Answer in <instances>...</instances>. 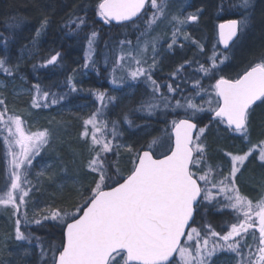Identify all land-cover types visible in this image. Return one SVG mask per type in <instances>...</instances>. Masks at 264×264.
I'll return each mask as SVG.
<instances>
[{
  "label": "snow or ice",
  "instance_id": "1",
  "mask_svg": "<svg viewBox=\"0 0 264 264\" xmlns=\"http://www.w3.org/2000/svg\"><path fill=\"white\" fill-rule=\"evenodd\" d=\"M169 3L170 0H101L98 15L105 23L132 22L138 29L143 25L135 45L132 41L120 42V55L113 61L112 83L118 82L117 70L126 73L132 80L143 77L152 87V94L141 103L138 111L154 115L163 106L165 111H171L177 117L183 112V118L173 119L171 122L175 133L174 148L170 154L163 155V158H155L153 149L158 145L163 146V139L159 136L153 137L150 143L133 154L132 168L128 175L123 176L116 167V161L107 157L108 153H116L122 146H114L104 135L97 136L102 127L108 126L106 121L97 120L106 107L105 94L97 92L101 108L84 122L85 130L82 133L83 137H88V126L92 127L89 145L92 155L87 168L90 173L96 174L92 181L94 187L89 186L87 194L80 192L83 203L76 205L73 211L62 212L57 209L50 211L42 219L31 221L26 209L21 212V206L26 205L25 198L34 187L28 174L40 148L48 143V132L44 130L26 134L20 116L9 115L4 100L0 99V106H3L0 109V137L3 138L4 155L7 159L6 177L3 190H0V208L10 206L13 215L17 217L14 229L17 246L22 247L19 242H27L28 245L33 243L32 233L28 232L26 235L21 230L22 220L27 227L30 223L39 225L42 220L51 218L64 223L66 228L65 241L59 246H51L50 251L40 242L39 237H35L36 246L40 250V264H213L212 257L221 251L235 254V264H264V195L254 203L240 194L235 183L236 174L257 148L259 160L264 162V141L250 147L243 155L225 153L230 157L228 174L220 178L214 176L200 136H196L194 140L192 135L194 130L200 135L205 132L204 128L197 129L193 122L198 113L205 111L202 105L195 103L196 96H201L206 91L200 84L201 78H195L193 94L184 96L179 91V84L176 88L172 84L165 85L169 95L160 93L159 85L151 76L158 63L157 45L160 41V35L152 33L161 24L171 29L168 37L171 42L167 44L169 51L174 45L181 49L184 47V44L179 43L181 38L195 46L199 53L204 51V44L193 39L185 30L187 25L200 21L203 9H197L196 13L186 16L169 14ZM146 4L152 10L145 14L147 19L141 16ZM233 7L239 10L241 18L227 19L216 25L217 42L223 44L224 49H229L230 44L234 46V42L239 40L251 23L252 0H239ZM223 11L221 4L217 15ZM48 23L49 19L45 16L40 29L36 31V37L41 36V30H46ZM85 23L84 17L73 16L66 22L65 28L69 30V34H75L73 26L79 31ZM13 26L19 25H9ZM97 36L96 31L85 36V68L89 63L95 66L93 57ZM140 37L144 39L141 40ZM0 44L3 45L5 53V58H0V74L11 76L13 68L6 64L7 38L0 36ZM60 56L56 52L45 64L55 66ZM219 56L220 53L216 52L214 46L213 54L208 57L209 67L196 60H185L170 73V77L182 74L185 66L191 67L193 63L199 65L195 71L211 76L218 67ZM149 59L151 63H148ZM227 59L228 56L225 55L220 63ZM119 79L122 80L123 77ZM69 83L71 91L75 92L76 85L71 80ZM213 90L216 107L208 110L214 111L220 121L247 140L249 110L257 101L264 102V58L249 65L236 79L221 76L216 80ZM35 91L39 99L48 100L49 93L44 91L41 94L39 85L35 86ZM174 95H180L182 99L174 100ZM115 99L112 96L107 97L109 103ZM51 103H57V100L53 99ZM208 103L211 104V101ZM32 106L41 105L34 98ZM124 119L132 125L127 116ZM117 123L112 122L110 129L113 139L122 135L117 132ZM127 151L132 152V148L129 146ZM216 167L219 169L221 166ZM113 169L119 179L113 180V175L110 174ZM40 174L42 173L37 175ZM217 196L222 199H216ZM214 199L217 205L223 206L220 210H233L235 222L226 226L223 235L206 223L203 225L204 235L201 236L200 230L192 227L196 222L194 214L204 201L211 202ZM69 219L71 222H66ZM186 229L190 231L186 233ZM249 236L252 238L251 244L248 243ZM182 239L195 242L182 245ZM24 253L30 255L31 249L25 248Z\"/></svg>",
  "mask_w": 264,
  "mask_h": 264
},
{
  "label": "trees",
  "instance_id": "2",
  "mask_svg": "<svg viewBox=\"0 0 264 264\" xmlns=\"http://www.w3.org/2000/svg\"><path fill=\"white\" fill-rule=\"evenodd\" d=\"M101 0H0V36L6 37L8 40V49L6 64L13 68L11 76L0 74V81L5 83V86L0 88V99L4 100L7 106L12 103L11 85L13 83L24 81L29 93L23 95L16 107L32 106V100L36 98L40 103V107H33L34 117L39 118L54 111H59L50 123L46 126L45 121H39L40 128L47 130L48 142L51 146L50 150L58 149L56 155L59 156L55 161V174H60L62 178L58 182L61 183L59 191L48 196V205L42 209L45 215L50 211L60 210L73 211L75 206L83 203V198L80 192L87 194L89 186L94 187L92 181L96 176L95 173H90L87 168L88 161L92 155L89 148L85 150L82 133L85 130L84 122L89 113L80 109H67L65 107L74 106L82 102L93 100L97 92L104 93L106 99L110 96V81L112 70L114 67L113 61L116 59L118 49L121 47V41H133L134 35L138 28H134L133 23L121 25H113L105 23L98 15V4ZM239 0H192L191 6L197 9H203L201 19L198 23L192 24L189 27V32L193 39H196L204 44V55L199 61H203L205 67H209L210 61L208 54L213 53L215 46L216 52L220 53L217 62L222 60L221 53L228 54V59L221 64L219 73L227 79L237 78L244 69L248 68L254 62H259L264 58V0H252L250 9L251 28L244 38L240 37L229 50L232 53L224 51L220 48L217 42L216 25L227 19H240L239 10L234 8ZM223 4L224 11L217 15L219 5ZM148 5L146 7V10ZM141 15L143 16L146 12ZM169 13V12H168ZM47 16L49 23L46 30H43L40 37H36V31L40 29V25L44 17ZM73 16H81L86 20L82 30L76 31L75 34H69V30L65 28L66 22ZM15 18V19H14ZM9 27V25H16ZM92 31H96L98 36L95 40V66L89 63L85 68L86 63V40L85 36ZM56 52L61 54L59 61L55 66L46 65L45 61ZM179 52V53H178ZM185 51L174 50L169 60V67L165 78L170 81L173 88L179 84V91L187 93L190 91V85L185 84L186 79L182 75L170 77L175 68L184 62V60H195V55L187 58ZM231 53V54H230ZM186 57V58H185ZM0 58H5L3 45L0 44ZM198 61V60H197ZM201 64V63H199ZM198 65V64H197ZM18 66V67H17ZM199 66V65H198ZM189 66H185L183 73L186 76L190 75ZM217 73L211 76V82H215L218 77ZM220 76V77H221ZM188 78V77H187ZM76 85V91H71V84ZM164 77H162V81ZM193 82L195 78H188ZM158 81V80H157ZM161 82V81H158ZM39 85L41 94L44 91L49 93L48 100L39 99L36 96L35 86ZM164 84H162L163 86ZM140 84H136L133 90L132 97L128 103L114 101L108 104L107 127H112V122H118L117 132L122 135H117L111 143L119 145L122 140L129 141L133 150H139L145 145L146 140L136 136V132L148 125H162L166 121L158 118H153L146 112L138 111L141 103L146 100V95L140 89ZM53 99L57 103H51ZM216 101V99H215ZM3 106H0L2 109ZM213 109V108H212ZM212 111L199 115L193 118L197 127L206 128L212 123H218L219 120L211 118ZM127 116L132 121L130 126L124 117ZM176 119L183 118L176 115ZM167 117H170L167 116ZM58 122V124L54 123ZM251 126L264 125V102L258 101L251 109L249 116ZM222 127H219L218 132L213 131L207 136L208 157L215 159L218 165H224L223 152L233 153L236 144L235 138L230 136L228 128L220 121ZM154 128V127H153ZM123 129L125 130L122 133ZM81 135V137H79ZM240 145L245 144L239 142ZM146 149V148H145ZM4 143L0 137V176L3 173L4 159ZM153 155L156 152L153 151ZM109 160H115V153H108ZM53 158V156H51ZM132 168V162L123 168L122 175L129 174ZM113 175V180L119 179L115 176V170L110 172ZM78 181V183H76ZM111 183V182H110ZM1 184V177H0ZM79 189V191H78ZM216 200V199H215ZM206 210V220L215 229H219L233 220V210L217 205L213 201L212 205ZM201 208V207H200ZM200 208L197 209L194 219L195 223L192 227H197L200 224ZM200 211V212H199ZM44 215L40 213L39 218ZM71 221L70 219L66 222ZM64 223L59 220H42V223L29 224L27 227L23 225L22 231L27 235L31 232L33 235L32 245L27 242H22V250L25 248L31 249L30 255H25L24 259H18V264H40L39 248L36 246L35 237L40 238V242L50 251L51 246H59L63 242ZM190 230V229H189ZM184 244V242H183ZM182 244V245H183ZM20 248V247H19ZM19 250V249H18ZM17 250V251H18ZM25 254V253H24Z\"/></svg>",
  "mask_w": 264,
  "mask_h": 264
},
{
  "label": "rangeland",
  "instance_id": "3",
  "mask_svg": "<svg viewBox=\"0 0 264 264\" xmlns=\"http://www.w3.org/2000/svg\"><path fill=\"white\" fill-rule=\"evenodd\" d=\"M192 0H170L169 6H168V12L169 14H179L182 16H186L188 14L196 13L197 10H195L191 6ZM152 10L150 9V6L148 5V8L145 12L150 13ZM145 14L143 16H145ZM145 19H147V16H145ZM192 24H189L186 26V31L189 32V27ZM143 25L141 24L140 29L136 30L134 39H133V45H135L137 38L140 36V30L142 29ZM137 29V27H134ZM251 23L249 28L245 31V33L250 30ZM43 30H41V33ZM243 34L241 37L244 38V36L247 34ZM160 35V41L157 45L158 53L157 56L158 63L156 64L155 68L152 70L151 76L152 79L156 81V83L159 85V92L164 95H169L168 89L165 87L166 84H171L169 80L165 78V75H167V72H169L168 67L170 65L169 58L173 54L174 50L177 51H185V55L188 58H191L189 55L194 56L195 60L199 63H203V61H199L204 55L202 53H199L195 46L190 45L188 42H185L182 38L179 41V43L184 44V47L181 49L177 46H173V49L169 51L167 49V44L170 43V39L168 38L171 34V29L167 27L164 24H161L156 28V30L152 33V35ZM141 40L144 39V37H140ZM85 52L87 51V45L85 47ZM125 52L127 51V46H125ZM232 53V49L229 50ZM121 47L118 49L116 58L120 55ZM179 53V52H178ZM218 53V52H217ZM230 53V54H231ZM149 54H151V49H149ZM213 53L208 54V56H211ZM228 56V54L221 53V58L223 60L224 56ZM185 57V58H186ZM185 61V60H184ZM225 61V60H224ZM148 63H151V60L149 59ZM220 62H217L218 67L213 70V73H217L216 77H220L221 74L219 73V68H221ZM147 67V64L144 65ZM134 67V65L132 66ZM198 68V65L196 63H193L191 67L189 68L188 73L192 75V72L194 73L192 76H186L184 73H182V77L184 80L186 79L185 84L190 85V91L187 93H183L184 96H188L190 94H193V88L194 83L187 80L188 78H201L200 84L203 89H206L205 92L201 94V96H196L195 103L202 105L205 109V111L200 112L197 114L196 117L199 115H202L203 113L207 112L210 108L216 107V101H215V93L213 90L214 83L211 82V76H205L202 72H197L195 69ZM192 70V72H191ZM116 76L118 78L117 84L112 83V74L109 78V81L111 83V89H110V96L115 97L116 101H121L128 103L130 98L132 97L133 90L136 87V84H140V89L142 92L146 95V100L151 96L152 94V87L148 82L144 80L143 77L138 78L137 80H132L130 77L126 75V73L121 72L117 70ZM120 77H123V79H119ZM162 77H164V80L162 81ZM188 77V78H187ZM161 82H158V81ZM21 82L13 83L10 81L9 85H11V96H12V103L8 104V114L12 115H19L21 120L23 121V127L25 128L26 134H32L39 131H44L43 128H40L38 125L39 121H45L46 126L52 125L50 121L54 119L55 116L59 113L60 109L58 111H54L52 114H48L45 116L40 117H34V110L32 106H26V107H16V102L20 100V98L25 95L26 93H29L28 89L26 88L24 81L20 80ZM162 84H164L162 86ZM5 86V83L1 80L0 81V88L2 89ZM175 99H182L180 95H174ZM113 100L112 102H114ZM208 101H211V104L208 103ZM183 102V101H182ZM105 105L106 107L103 109V115L98 116V121H106L107 122V114L105 113L108 106V101L105 99ZM80 109L81 111H84L86 113H89V116L86 117L85 121L94 113L98 108H101V102L97 99V96L93 100H90L88 102H82L74 106L65 107L64 110L67 109ZM147 113V112H146ZM183 114V112L181 111ZM170 117H167L169 116ZM171 115H175L171 111H165L163 106L159 110L155 112L154 115H150L153 118H158L163 121H166L162 125L154 124V126L148 125L141 129H139L136 132L137 137H141L142 139L146 140L145 145L151 142L153 137H162L163 139V146H156L153 151L156 152L157 156H161L165 153H167L171 147V122L173 119H176L175 116L172 117ZM58 124V122H54ZM85 125V124H84ZM154 127V128H153ZM219 127H222L220 124V121L218 123H212L208 127L205 128V132L200 135L198 131H196L194 135V140L196 136H200V142L203 143V146L205 148L206 152V159L211 164L213 168V174L216 178H220L223 175H227L229 171V163H230V157H227L225 155V152H223V159L224 165H220L221 167L217 169L218 162L215 161L213 158L208 157V144L207 142V136L209 133H212L213 131H217ZM85 129V127H84ZM111 126L104 128H101V132H97V136L104 135L106 139L111 141V132H110ZM199 129V128H198ZM89 136L87 139L84 140L85 143V150L89 148L90 140H91V132L92 127L88 126ZM125 130L123 129L122 133H124ZM228 133L230 136L235 138L237 140L236 147L234 148L233 155H243L246 153L250 147L258 145L261 141H264V125H259L256 127L255 125L251 126V123L248 125V137L247 140L239 133H234L228 129ZM81 137V135L79 136ZM49 140V139H48ZM239 142L245 143L240 145ZM4 143V142H3ZM120 147L118 152L115 153V160L116 161V167L119 168L120 173H122L123 168L125 166L130 165L133 160V154L137 151L133 150L132 152H128L127 148L131 144L129 141L122 140L119 144ZM51 146H53V142L51 144L48 142L43 147L40 148L39 155L35 157L32 163V168L28 174V179L32 182V185L34 187L32 188L31 192L29 193V196L25 198L26 205L21 206V212H24L25 209L28 214V219L31 221L33 219H40L39 215L42 213L44 216L45 214L42 211L44 207H46L49 203L48 196L53 195L52 193L54 190L57 192L60 190L61 183L58 182L62 176L60 174H55V161L59 158V156L56 155L58 149H53V151L50 150ZM98 147V146H97ZM5 149V145H4ZM196 154L194 153V156ZM53 156V158H51ZM5 163L3 166V173L1 174V184H0V190H3V182L6 177V167H7V159H4ZM203 167V165H201ZM196 170V169H194ZM38 173H42L40 175H37ZM202 183V182H201ZM237 187L239 188V192L241 195L247 197L248 199L252 200L254 203L261 197V195H264V162L259 160V149L252 153L248 157V159L244 162V165L241 167L240 172L236 174V181H235ZM213 193L215 195L216 190H213ZM216 199H222V197L217 196ZM213 201H216L215 199ZM213 201L208 202L204 201L200 208V215L202 214L200 221V224L198 225V229L201 232V236L204 235V228L203 225L206 223L209 224L206 220V210L209 208L208 206L212 205ZM233 220L229 223L224 224L223 226L220 225L219 229H215L212 225V228L215 229V231L220 232L222 235L225 232L226 226L230 225L231 223L235 222L234 214L232 213ZM16 216L13 215V209L9 206L8 208H0V264H18V259H24L25 254L22 250V247H18L16 242L14 240V229H15V220ZM33 223H30V225ZM25 225L23 223V220L21 222V227ZM197 228V227H196ZM190 231V230H189ZM258 234V233H257ZM193 242H189L186 239H184V244H193ZM22 244V242H19ZM248 243H252L251 236L248 237ZM183 244V245H184ZM19 249V250H18ZM18 250V251H17ZM235 254L228 253L226 251H221L216 253L212 257L213 264H235ZM178 258V256H177ZM119 259V257H117ZM22 264V263H19Z\"/></svg>",
  "mask_w": 264,
  "mask_h": 264
},
{
  "label": "water",
  "instance_id": "4",
  "mask_svg": "<svg viewBox=\"0 0 264 264\" xmlns=\"http://www.w3.org/2000/svg\"><path fill=\"white\" fill-rule=\"evenodd\" d=\"M98 6H99V4H98ZM144 10H142V12H143ZM142 14V13H141ZM134 19H137V18H134ZM224 22V21H223ZM125 23H129V22H116V21H112L111 22V24H114V25H118V24H125ZM220 23H222V22H220ZM221 45V47L222 48H224V46H223V44H220ZM231 46V44L229 45V47ZM212 117L213 118H218V117H216L215 116V113H213V115H212ZM226 124V123H225ZM227 125V124H226ZM228 126V125H227ZM195 133H196V130H194L193 131V133H192V135H193V138H194V135H195ZM174 142H175V133H174V131L172 130V128H171V148H170V151L167 153V154H170V152H171V149H173L174 148ZM166 155V154H165ZM157 158H163V156H161V157H157ZM122 182V181H121ZM105 190H108V189H105ZM195 215V214H194ZM69 222H71V221H69ZM191 223V222H190ZM186 231V233H187V231H188V229H186L185 230ZM66 232V228H65V226H64V228H63V242L65 241V235H64V233ZM183 240V239H182Z\"/></svg>",
  "mask_w": 264,
  "mask_h": 264
}]
</instances>
